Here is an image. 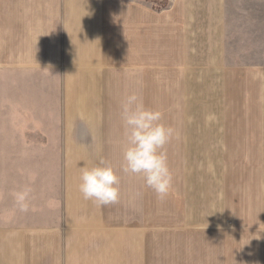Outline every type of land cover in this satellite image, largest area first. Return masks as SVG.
Instances as JSON below:
<instances>
[{
  "label": "crops",
  "instance_id": "obj_1",
  "mask_svg": "<svg viewBox=\"0 0 264 264\" xmlns=\"http://www.w3.org/2000/svg\"><path fill=\"white\" fill-rule=\"evenodd\" d=\"M1 72L24 88L9 118L57 157L9 204L36 217L0 227V264H264V0H0ZM132 93L179 133L163 200L121 170ZM101 160L106 206L78 188Z\"/></svg>",
  "mask_w": 264,
  "mask_h": 264
},
{
  "label": "clouds",
  "instance_id": "obj_2",
  "mask_svg": "<svg viewBox=\"0 0 264 264\" xmlns=\"http://www.w3.org/2000/svg\"><path fill=\"white\" fill-rule=\"evenodd\" d=\"M120 115L127 139L121 170L128 174L142 175L145 185L159 199H165L172 189L173 181L165 145L178 137V131L161 123L162 113L146 108L135 93L124 98ZM79 179L78 188L84 199L93 200L99 206L119 201V177L105 161L101 160L98 165L90 168H81ZM30 191V188L24 187L13 193L21 211L27 210Z\"/></svg>",
  "mask_w": 264,
  "mask_h": 264
},
{
  "label": "rangeland",
  "instance_id": "obj_3",
  "mask_svg": "<svg viewBox=\"0 0 264 264\" xmlns=\"http://www.w3.org/2000/svg\"><path fill=\"white\" fill-rule=\"evenodd\" d=\"M154 3L157 8L164 9L168 6V0H146ZM164 5V6H163ZM19 89V88H17ZM13 91V92H12ZM24 94L22 87L17 93L9 83L8 72L0 73V227L9 225L11 219L28 221L36 217L34 214H22L18 210L9 212V204H16L13 193L24 187L31 189L29 196L34 193H40L44 187L40 176L43 172L46 175L47 163L55 160L57 151L55 146H37V139H43V136H34L24 134L23 127L26 124L24 118H9L10 96L18 97ZM15 116V113H14ZM18 116V115H17ZM21 127V128H20ZM27 137L32 140V145L27 144ZM35 143V144H34ZM46 163V164H45ZM45 165V166H44ZM45 169V170H44ZM44 170V171H43ZM27 175V180L25 178ZM35 177V180L30 178ZM12 195L13 199H10ZM31 202V199H28Z\"/></svg>",
  "mask_w": 264,
  "mask_h": 264
},
{
  "label": "trees",
  "instance_id": "obj_4",
  "mask_svg": "<svg viewBox=\"0 0 264 264\" xmlns=\"http://www.w3.org/2000/svg\"><path fill=\"white\" fill-rule=\"evenodd\" d=\"M164 6V5H163Z\"/></svg>",
  "mask_w": 264,
  "mask_h": 264
}]
</instances>
